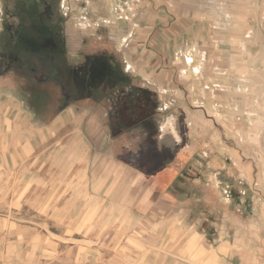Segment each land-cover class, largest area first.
<instances>
[{
    "label": "rangeland",
    "instance_id": "374dc122",
    "mask_svg": "<svg viewBox=\"0 0 264 264\" xmlns=\"http://www.w3.org/2000/svg\"><path fill=\"white\" fill-rule=\"evenodd\" d=\"M44 1L53 17L46 25L25 23L21 33L58 29L69 60L101 54L127 85L150 88L147 95L161 108H145L140 118H147L135 127L134 116L125 117L116 136L99 96L59 107L57 90L48 109L37 112L23 102L21 67L1 76L0 113L12 119L20 113L28 129L40 130L31 151L45 153L0 170L4 189L18 194L0 201L1 244L18 243L24 253L40 246V264H116L145 255L179 258L182 230L193 227L202 240L230 244L231 264H264V66L258 61L264 9L258 0ZM24 2L35 0H0L2 46L3 24ZM37 2L42 9L43 0ZM181 47L191 58L203 56V69L217 65L226 72L218 79L226 91L210 86L222 93L215 110L207 101L198 106L191 79L180 74ZM163 132L172 133V146L161 140ZM121 184L125 199L110 192ZM149 186L151 194L142 197ZM111 209L118 216L103 224Z\"/></svg>",
    "mask_w": 264,
    "mask_h": 264
},
{
    "label": "flooded vegetation",
    "instance_id": "af4514ba",
    "mask_svg": "<svg viewBox=\"0 0 264 264\" xmlns=\"http://www.w3.org/2000/svg\"><path fill=\"white\" fill-rule=\"evenodd\" d=\"M37 1L34 4L17 3L13 7L14 12L9 13V21L5 20L3 24L6 37L3 46L0 37V77L16 66L21 67L24 80L19 88L24 93L26 107L44 112L57 90L61 93L56 98L59 107H66L87 99L89 94H95L109 107V131L116 136H120L126 127L125 117L134 116L130 127H135L147 118L140 116L151 104L160 110L157 99L153 100L147 95L150 88L127 85L120 69L101 54L84 53L79 55L77 62L75 56L69 60L64 38L58 29L37 37L21 33L20 28L25 23L46 25L48 17H53L51 5L43 0V8L40 9ZM44 85L47 87H42ZM124 95L130 97L124 100Z\"/></svg>",
    "mask_w": 264,
    "mask_h": 264
},
{
    "label": "crops",
    "instance_id": "0c3cea01",
    "mask_svg": "<svg viewBox=\"0 0 264 264\" xmlns=\"http://www.w3.org/2000/svg\"><path fill=\"white\" fill-rule=\"evenodd\" d=\"M257 6L261 9H264V0H258ZM262 38V37H261ZM260 40V38H259ZM206 46V45H205ZM259 46L261 47L259 50V62H261L264 66V44L260 41ZM186 47L185 49H188ZM171 50V48L169 49ZM190 51L185 50L183 52V47H181V54L177 56V60L175 62L181 63V66H178L180 71L185 78H190L187 84H191V92L197 94L196 98L198 102V106L204 107L205 102H208L210 106V110H215V100L222 97L221 91H226L224 89L223 83L218 81L219 78H222V74H226V72H221V70H217L219 67L216 65L214 69L216 71H212L211 69L207 68L203 69L202 65L204 57L201 56L199 53H195L192 56L190 55ZM215 54V52H214ZM191 56V57H190ZM221 55L217 56L216 63L220 60ZM229 58V56H228ZM191 61V63H190ZM222 61V59H221ZM212 64V63H211ZM181 67V68H180ZM215 77V78H214ZM216 80V81H215ZM222 87L223 89L220 90L219 88H214V90H220L219 94H216L215 91H212L210 86ZM159 89V88H158ZM196 89V90H195ZM207 89V90H206ZM210 89V91H208ZM225 94V92H223ZM230 93L225 94L227 98H229ZM195 98V99H196ZM222 99V98H221ZM3 107V106H2ZM206 107V106H205ZM232 112H235L231 108ZM22 114L16 115L13 119L9 113H0V170H10L12 168L13 162H22L23 160H27L30 156V159L34 161L41 160L45 153L41 152V150L37 149L34 150L32 139L33 135L36 134L42 138L40 134V130L35 129V131H31L28 129L25 119H23ZM171 122V121H170ZM16 126H13V124ZM19 123V126H17ZM172 125V123H170ZM42 127V126H41ZM42 132V131H41ZM29 133H32L31 135ZM161 140L165 144L172 146L171 144L174 143L172 133H161ZM42 156V157H41ZM215 168V166H212ZM27 165L23 168L22 165H19V169H26ZM92 169V165L88 163L87 160V180L89 179L90 175L88 170ZM27 170V169H26ZM24 175V174H23ZM26 176V175H25ZM33 177V174L32 176ZM30 177V179H31ZM140 178V176H137ZM24 179V178H23ZM21 181V179H19ZM153 179H150L152 182ZM10 182V181H9ZM149 182V183H150ZM96 190H102L103 186L100 184V181L96 182ZM5 181L3 182L0 180V201L4 202H11L16 200L18 194L13 195L11 189H4ZM11 185V183L9 184ZM9 187V186H7ZM124 191V186L121 184L119 188L117 186H113L110 190L112 195L122 196V199L126 198L125 195H122ZM152 192V188L149 186L148 188L144 189L141 196L147 198ZM119 201V200H118ZM118 211L116 210H107L105 213L102 214V223L103 224H110L113 218L118 216ZM166 225H156L154 228H165ZM171 229H169L170 231ZM185 232V240L180 244L176 245V252L179 258H170L166 255H160L159 257H149L146 259V255L140 259H130L127 260H116V264H231L227 259L228 252L231 250V245L226 243L223 240H214L215 242L210 243L208 241L202 240L200 234L192 227L190 229L182 230ZM5 244H1L0 242V264H40L42 259L39 258L40 255L38 251L40 250V246H35L30 251L24 253L23 246L22 248L19 244H10L9 246H5ZM4 249V250H3ZM2 251V254H1ZM43 258V257H42ZM259 260L257 261H249L245 264H259Z\"/></svg>",
    "mask_w": 264,
    "mask_h": 264
},
{
    "label": "water",
    "instance_id": "95a60500",
    "mask_svg": "<svg viewBox=\"0 0 264 264\" xmlns=\"http://www.w3.org/2000/svg\"><path fill=\"white\" fill-rule=\"evenodd\" d=\"M2 73H1V63H0V75H1Z\"/></svg>",
    "mask_w": 264,
    "mask_h": 264
}]
</instances>
